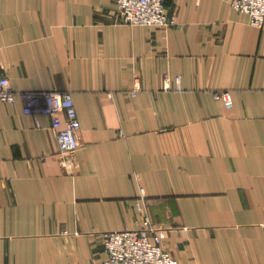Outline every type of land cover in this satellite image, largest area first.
<instances>
[{
  "label": "crops",
  "instance_id": "obj_1",
  "mask_svg": "<svg viewBox=\"0 0 264 264\" xmlns=\"http://www.w3.org/2000/svg\"><path fill=\"white\" fill-rule=\"evenodd\" d=\"M115 2L0 0L12 88L69 92L81 143L63 160L49 116L0 102V264L101 263L145 214L179 264H264V26L232 0L130 26Z\"/></svg>",
  "mask_w": 264,
  "mask_h": 264
},
{
  "label": "built area",
  "instance_id": "obj_2",
  "mask_svg": "<svg viewBox=\"0 0 264 264\" xmlns=\"http://www.w3.org/2000/svg\"><path fill=\"white\" fill-rule=\"evenodd\" d=\"M117 22L130 26H149L170 28L176 24V18L168 9V0H116ZM232 8L245 13L254 27L264 26V0H232ZM5 67L0 63V102L14 103L17 97L25 102L24 112L38 116L44 114L51 119V129L55 133L60 156L69 160L79 150L80 120L72 95L69 92H19L12 88ZM180 88V79L177 80ZM164 89H170L168 85ZM139 77L134 79L132 96L143 92ZM227 107L233 105L229 92L217 93ZM40 126V122L37 121ZM141 200L146 199L141 189ZM141 209V206L139 205ZM166 230L152 223L145 214L139 229L126 228L103 234L106 260L95 264H179L164 247Z\"/></svg>",
  "mask_w": 264,
  "mask_h": 264
},
{
  "label": "trees",
  "instance_id": "obj_3",
  "mask_svg": "<svg viewBox=\"0 0 264 264\" xmlns=\"http://www.w3.org/2000/svg\"><path fill=\"white\" fill-rule=\"evenodd\" d=\"M167 5H168V3H167Z\"/></svg>",
  "mask_w": 264,
  "mask_h": 264
}]
</instances>
